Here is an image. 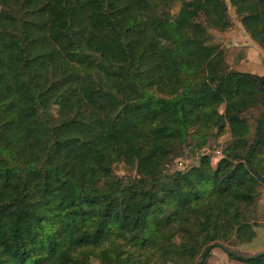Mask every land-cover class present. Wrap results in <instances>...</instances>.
Here are the masks:
<instances>
[{
  "label": "trees",
  "instance_id": "16d2710c",
  "mask_svg": "<svg viewBox=\"0 0 264 264\" xmlns=\"http://www.w3.org/2000/svg\"><path fill=\"white\" fill-rule=\"evenodd\" d=\"M228 3L0 0V264H264L224 246L264 186V74L225 72L211 33L230 5L264 50V0Z\"/></svg>",
  "mask_w": 264,
  "mask_h": 264
},
{
  "label": "rangeland",
  "instance_id": "374dc122",
  "mask_svg": "<svg viewBox=\"0 0 264 264\" xmlns=\"http://www.w3.org/2000/svg\"><path fill=\"white\" fill-rule=\"evenodd\" d=\"M227 4L228 0H225ZM228 11L233 26L226 33H220L217 31H211L213 35V41L218 42L226 53V69L237 70L242 72H250L253 74H264V50L255 42H253L248 34L244 31L236 18L233 9L228 5ZM177 6L173 8V13L177 11ZM229 142V135L224 134L220 137L211 136L208 137L206 145L196 152L190 150L185 151V159H179L184 162L185 169L191 165H196L198 158L202 154H209L211 157V165L215 167L217 161L222 157V152ZM193 149V147H192ZM195 150V149H194ZM175 163L169 167V172L176 171L174 167ZM115 173L118 176H134V171L126 168L122 163L117 164L114 167ZM170 172V173H171ZM167 173V171H165ZM259 197L253 206V216L255 221V237L247 244H238L232 242L230 244H224V246L231 252L242 256H254L264 252V186L261 185L258 188ZM208 262L210 264H240L233 260H229L226 253L218 248L213 247L209 256Z\"/></svg>",
  "mask_w": 264,
  "mask_h": 264
},
{
  "label": "built area",
  "instance_id": "2783aa9c",
  "mask_svg": "<svg viewBox=\"0 0 264 264\" xmlns=\"http://www.w3.org/2000/svg\"><path fill=\"white\" fill-rule=\"evenodd\" d=\"M175 170H182V169H185V165H184V162H182L181 160H177L175 162Z\"/></svg>",
  "mask_w": 264,
  "mask_h": 264
},
{
  "label": "crops",
  "instance_id": "0c3cea01",
  "mask_svg": "<svg viewBox=\"0 0 264 264\" xmlns=\"http://www.w3.org/2000/svg\"><path fill=\"white\" fill-rule=\"evenodd\" d=\"M250 73V72H249Z\"/></svg>",
  "mask_w": 264,
  "mask_h": 264
}]
</instances>
